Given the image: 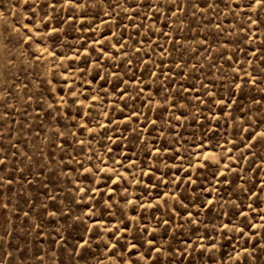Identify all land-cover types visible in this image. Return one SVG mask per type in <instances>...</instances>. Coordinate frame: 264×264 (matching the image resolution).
<instances>
[{"label":"rangeland","instance_id":"1","mask_svg":"<svg viewBox=\"0 0 264 264\" xmlns=\"http://www.w3.org/2000/svg\"><path fill=\"white\" fill-rule=\"evenodd\" d=\"M0 264H264V0H0Z\"/></svg>","mask_w":264,"mask_h":264}]
</instances>
